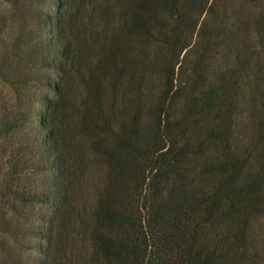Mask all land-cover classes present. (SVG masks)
<instances>
[{"label": "trees", "instance_id": "1", "mask_svg": "<svg viewBox=\"0 0 264 264\" xmlns=\"http://www.w3.org/2000/svg\"><path fill=\"white\" fill-rule=\"evenodd\" d=\"M2 1L14 103H0V140H15L0 160V250L33 255L2 250L0 264H60L68 249L73 82L78 132L105 168L87 264H264V0H104L117 23L79 52L81 1Z\"/></svg>", "mask_w": 264, "mask_h": 264}, {"label": "rangeland", "instance_id": "2", "mask_svg": "<svg viewBox=\"0 0 264 264\" xmlns=\"http://www.w3.org/2000/svg\"><path fill=\"white\" fill-rule=\"evenodd\" d=\"M83 4V8L79 9V13L76 14L74 11H77L78 4H74L70 7V13L76 17L74 32L76 33L74 39L75 50L79 52L82 44L89 43L90 47H94L95 44L92 43V35L96 36L97 34L108 31L117 23L114 16H117V12H113V15L107 13L104 15L103 10V1L104 0H79ZM94 8V9H93ZM0 10L4 12H10V6L5 2L0 0ZM106 22L110 23L109 28L106 25ZM6 28L0 29V38L3 37V33ZM4 48L0 44V51ZM151 49L146 47L144 54L149 56ZM96 59V53L94 52L91 55V63ZM81 65V63H80ZM79 65V66H80ZM85 66H80L79 73L80 75L85 74ZM121 89H119L120 91ZM123 92V89H122ZM84 95V89L77 82L72 83L70 97L72 98L73 104L69 107L67 112L68 124L70 126L69 131L71 132V138L73 142L78 147V159L80 160V166H77V161H75L74 171L77 173L74 180V189H78L79 193L75 197V206L80 210L79 215L74 213L70 217L69 228L67 231V243H62L60 247H68L67 250L58 253L57 258L60 264H87L89 262V257H91V244L88 236V226L91 221V209L94 206L96 200L97 189L101 187L104 179V165L97 159L93 153L89 150L87 141L84 136H81L78 132V114L81 111L79 107V102L82 96ZM0 103L2 107H8L10 104L14 103L12 97V91L2 82H0ZM124 97V100L122 98ZM117 110L120 111L122 107V102L126 100V97L120 92L117 95ZM13 139H1L0 140V160L9 155L10 147ZM9 215V214H8ZM84 227V231H80L81 227ZM80 236V237H77ZM258 238L261 235H256ZM5 239V238H4ZM59 243V244H60ZM77 249H76V248ZM9 249L10 252H15L17 249L23 257L31 256L32 251L29 247H16L9 242L6 244L3 242V248L0 250V257L4 254L2 250Z\"/></svg>", "mask_w": 264, "mask_h": 264}]
</instances>
